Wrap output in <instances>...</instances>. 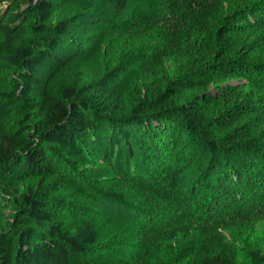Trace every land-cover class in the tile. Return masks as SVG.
Wrapping results in <instances>:
<instances>
[{
  "label": "trees",
  "instance_id": "trees-1",
  "mask_svg": "<svg viewBox=\"0 0 264 264\" xmlns=\"http://www.w3.org/2000/svg\"><path fill=\"white\" fill-rule=\"evenodd\" d=\"M225 1L0 0V264H107L122 184L204 227L264 206V0ZM150 8L178 20L159 47L74 78ZM164 250L264 264L216 234Z\"/></svg>",
  "mask_w": 264,
  "mask_h": 264
},
{
  "label": "rangeland",
  "instance_id": "rangeland-1",
  "mask_svg": "<svg viewBox=\"0 0 264 264\" xmlns=\"http://www.w3.org/2000/svg\"><path fill=\"white\" fill-rule=\"evenodd\" d=\"M232 1L227 0L224 5L227 6ZM149 11L150 16L157 19L155 23L150 25V22L140 21L128 31L111 36L115 40L112 41L110 49L104 50L100 67H94L81 74L79 69H75L74 78L81 81L94 80L106 66L117 65L135 54L149 53L150 50L159 47L169 31L178 24V20L174 14L168 13L167 9L162 13L161 8H150ZM156 15L159 18H156ZM135 95L129 93L130 102L134 101ZM254 124H257V129L254 128L253 131L264 130L263 118H255ZM194 179L190 172L182 174L180 182L183 189L190 187ZM118 192L122 193L126 200L124 210L104 218V215H100L114 233L110 243L114 249L107 259V264H146L154 262L156 258L163 259L165 264H174V254L170 257L165 255L164 249L167 244L173 242L175 249H178L191 236L203 238L210 234L222 235L229 244H235L247 253L255 250L264 253V206L254 211L248 209L243 222L233 223L227 217L219 225L204 227L184 216L174 204L150 194L136 193L125 184L119 187ZM135 211H138V214ZM230 253L239 264H250L249 258L246 257L248 254L242 256L235 251Z\"/></svg>",
  "mask_w": 264,
  "mask_h": 264
}]
</instances>
